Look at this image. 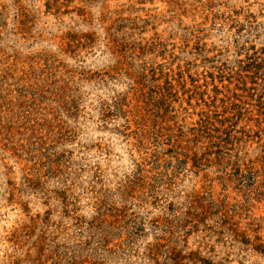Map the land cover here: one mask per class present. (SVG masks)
<instances>
[{
  "label": "rangeland",
  "instance_id": "1",
  "mask_svg": "<svg viewBox=\"0 0 264 264\" xmlns=\"http://www.w3.org/2000/svg\"><path fill=\"white\" fill-rule=\"evenodd\" d=\"M0 264H264V0H0Z\"/></svg>",
  "mask_w": 264,
  "mask_h": 264
}]
</instances>
